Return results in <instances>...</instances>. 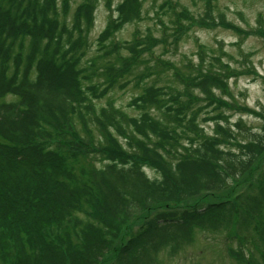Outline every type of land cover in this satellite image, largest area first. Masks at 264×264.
<instances>
[{"label": "trees", "instance_id": "obj_1", "mask_svg": "<svg viewBox=\"0 0 264 264\" xmlns=\"http://www.w3.org/2000/svg\"><path fill=\"white\" fill-rule=\"evenodd\" d=\"M95 9L83 3L68 22L57 0H0V264H104L108 254L130 264L168 235L243 218L264 240V164L257 194L203 199L251 185L264 159L263 134L247 135L242 155L229 147L239 139L223 123L231 104L218 93L220 72L155 57L161 37L116 40L141 0L120 3L89 56ZM130 85L140 90L135 115L111 96Z\"/></svg>", "mask_w": 264, "mask_h": 264}, {"label": "rangeland", "instance_id": "obj_2", "mask_svg": "<svg viewBox=\"0 0 264 264\" xmlns=\"http://www.w3.org/2000/svg\"><path fill=\"white\" fill-rule=\"evenodd\" d=\"M57 1L60 17L68 19V22L72 21L79 5L87 2L95 5V20L90 28L91 56L99 52V35L111 18H117V8L124 0H68L67 10L63 5L66 0ZM141 1L140 18L118 29L115 39L124 42L132 40L134 36L150 34L168 41L174 36L179 23L185 26L182 39L175 44L176 48L170 47L166 41L154 48V55L183 70L193 67L194 70L209 68L220 72L226 85L218 93L231 104V108H223L227 119L223 123L239 139L229 147L242 155L243 150H238L237 146H243L240 142L245 143L247 135L263 134L264 137V0ZM139 91L130 85L126 89L115 90L111 96L117 106L135 115L138 111L129 103ZM15 98L10 95L6 97ZM202 125L207 133L212 134L214 121H202ZM263 164L264 159L258 162L250 179L251 185L249 180L242 181L234 188L227 186L218 193H209L203 199L214 201L217 196H229L235 200L242 196V189L245 193L257 194V189L251 186ZM145 170L152 178L158 175L150 167ZM261 219L264 222V208ZM135 224L133 222L130 227L135 229ZM127 225L121 226V232ZM167 237L158 248L148 253L149 258L132 259L130 264H244L239 258L263 263V237L255 224L244 218L233 225L225 223L216 230L193 227L187 234ZM104 264L123 263L118 256L108 254Z\"/></svg>", "mask_w": 264, "mask_h": 264}]
</instances>
